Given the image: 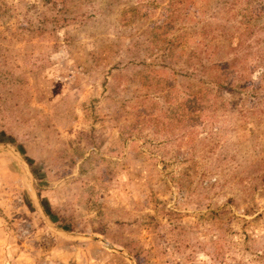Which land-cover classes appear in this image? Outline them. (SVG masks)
Instances as JSON below:
<instances>
[{
  "label": "rangeland",
  "instance_id": "rangeland-1",
  "mask_svg": "<svg viewBox=\"0 0 264 264\" xmlns=\"http://www.w3.org/2000/svg\"><path fill=\"white\" fill-rule=\"evenodd\" d=\"M232 1L0 0V264H264V0ZM205 20L246 85L193 112Z\"/></svg>",
  "mask_w": 264,
  "mask_h": 264
},
{
  "label": "trees",
  "instance_id": "trees-1",
  "mask_svg": "<svg viewBox=\"0 0 264 264\" xmlns=\"http://www.w3.org/2000/svg\"><path fill=\"white\" fill-rule=\"evenodd\" d=\"M228 2L229 0H225V2L223 3V7L221 6L218 11L222 12L223 9L226 14L231 12L234 2ZM180 5H183V3H181ZM177 14L180 16V9H178V6L172 9V15ZM260 28L261 27H259V30ZM200 29L202 30L201 35L203 36V38H205V40H207V42L204 44V48L207 51L211 49V54H213L214 57L212 61L206 64L205 60H202L201 58L202 55L200 57V53L197 52L196 49H186L187 51L185 52L183 62L189 70L188 75L197 79L196 83L191 84V86L193 87L191 91L187 93L188 98L191 100V103L196 107L194 108L195 110L193 112H197V110L199 111L200 105L203 102L209 100V97H207V95H210L211 91L214 90V98H217L220 96L222 89H224L225 91H235L237 93H241L246 85V81L242 77V74H240L239 72L236 73L235 71H231V68H234V63L238 61V57L235 56L236 54H234V57H231L230 59L224 61V63H221L222 60L220 59L221 57L219 53V48L224 41H228V43H230L231 41H235L236 43H240V45H242L244 42L241 37L246 34L245 31H242L243 29H239L238 27V29L236 28L235 31L226 33L225 38L221 39L220 41L222 33L219 32L215 34V30L210 29L206 20L202 21ZM184 42L186 41L182 40L180 34L177 35V37H174L173 40L167 43V49H165V51L163 52V57L172 55L174 47H186L187 44ZM245 46L248 47L250 46V44L247 43ZM230 52H232V50L228 51L227 53ZM211 54L209 51V54L207 56H210ZM260 60L264 61V58H261ZM211 99L212 96L210 97V100Z\"/></svg>",
  "mask_w": 264,
  "mask_h": 264
}]
</instances>
